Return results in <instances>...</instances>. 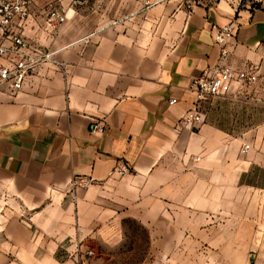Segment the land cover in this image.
<instances>
[{"label": "crops", "instance_id": "1", "mask_svg": "<svg viewBox=\"0 0 264 264\" xmlns=\"http://www.w3.org/2000/svg\"><path fill=\"white\" fill-rule=\"evenodd\" d=\"M54 11L66 14L57 28ZM230 23L218 45L214 29ZM15 33L55 56L19 92L0 86V264H110L130 224L159 255L199 240L264 252L262 122L239 85L200 105L191 89L218 68L263 64L264 0H31ZM194 111L201 122L184 124Z\"/></svg>", "mask_w": 264, "mask_h": 264}, {"label": "built area", "instance_id": "2", "mask_svg": "<svg viewBox=\"0 0 264 264\" xmlns=\"http://www.w3.org/2000/svg\"><path fill=\"white\" fill-rule=\"evenodd\" d=\"M64 1V0H63ZM75 6H83L86 0H68ZM31 0H0V57L12 58L10 65L0 68V86L7 85L12 93L22 90L25 81L43 64L53 63L55 53L44 50L29 43L22 35L15 33L17 22H26L30 17ZM50 25L57 28L66 21V14L54 11L49 14ZM236 31L234 23L214 29L215 41L224 46L232 39ZM9 41L8 46L5 42ZM224 57L227 52L224 51ZM258 80L257 68L247 71L235 70L224 66L195 79L191 89L195 94L197 104L209 98L228 95L236 85H254ZM175 103V102H172ZM202 116L197 112H190L183 118L184 124L190 126L201 122ZM106 126L95 122L91 126V133L104 134ZM250 150L246 145L244 153ZM124 177L130 174V166L123 161L118 162L114 171ZM90 186L91 182L81 179L75 180L73 186Z\"/></svg>", "mask_w": 264, "mask_h": 264}, {"label": "rangeland", "instance_id": "3", "mask_svg": "<svg viewBox=\"0 0 264 264\" xmlns=\"http://www.w3.org/2000/svg\"><path fill=\"white\" fill-rule=\"evenodd\" d=\"M259 1L240 0V4L245 7H253ZM257 75L256 84L238 87L243 88L246 92L240 95L245 99V105L242 108L254 112L257 122H262V127L257 128V135L261 132L264 137V62L257 69ZM224 105L228 113L234 116L233 113L236 112L234 108L237 109V106L231 101H226ZM262 146H264V140ZM130 230L131 237L124 240V245L113 248L110 252L112 257L110 264H264V252L256 255L224 254L222 253L223 248L204 246L202 240H199L198 247L188 249L192 250V254L159 255L149 252L148 239L140 226L130 224ZM231 250H238V248H231ZM87 259V256L83 260L78 259V264L87 262Z\"/></svg>", "mask_w": 264, "mask_h": 264}]
</instances>
